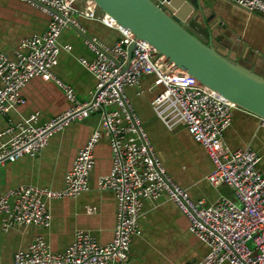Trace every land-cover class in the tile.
I'll use <instances>...</instances> for the list:
<instances>
[{"label": "built area", "instance_id": "2783aa9c", "mask_svg": "<svg viewBox=\"0 0 264 264\" xmlns=\"http://www.w3.org/2000/svg\"><path fill=\"white\" fill-rule=\"evenodd\" d=\"M28 1L49 13L51 22L44 34L21 42L16 51L17 59L0 50V115L5 116L19 104H26L22 90L36 77L55 83L71 106L44 124H38L39 113L10 124L4 134L18 130L19 134L0 149V173L6 163L38 154L54 133L72 121H82L92 113H99L100 127L80 149L61 190L20 186L0 196V226L4 230L19 225L49 229L52 226L51 200L77 199L89 191V178L96 163L95 149L103 135L109 138L112 169L98 184L101 190L111 191L115 196L117 224L109 244L101 245L90 233L78 230L73 243L63 252H55L44 237H37L27 249L14 255L13 264L126 262L133 239L141 235L144 201L163 197L177 203L190 221V231L209 247L196 264H264L262 157L251 145L232 150L224 139L237 106L165 61L149 43L137 39L107 15L99 18L104 24L118 28L123 37L99 50L95 41H87L96 52V58L80 62L96 77L97 89L92 100L79 102L74 88L55 74L54 67L61 50L72 48L62 46L59 38L65 27L77 26L73 14L75 3L80 0H36L44 6ZM89 1L85 0L81 14L98 18L97 4L91 7ZM229 1L264 18V0ZM133 44L135 47L130 54ZM144 76H154L150 91L156 93L151 101L155 115L169 130L182 126L189 131L212 160L209 182L216 187L233 188L237 201L223 199L212 205L204 200L195 201L168 173L127 94L129 87L140 86L138 94L142 95ZM261 126L264 128V120Z\"/></svg>", "mask_w": 264, "mask_h": 264}, {"label": "crops", "instance_id": "0c3cea01", "mask_svg": "<svg viewBox=\"0 0 264 264\" xmlns=\"http://www.w3.org/2000/svg\"><path fill=\"white\" fill-rule=\"evenodd\" d=\"M203 16H214L213 40L218 50L237 62L264 76V18L251 13L229 0H206ZM85 0L75 3L74 20L62 30L59 42L70 45L61 50L55 74L75 90L79 102L93 99L97 79L80 62L95 60L96 52L87 43L89 37L96 47L112 46L123 37L118 28L104 24L99 17L81 14ZM51 15L28 0H0V50L12 59L26 38L44 34ZM220 39V40H218ZM154 76H144L141 87H129L130 97L143 127L171 177L187 189L195 201L216 204L223 199L237 201L233 188L213 186L208 175L212 160L205 148L195 141L189 131L180 126L169 130L155 115L151 101L156 93L150 91ZM26 104H19L7 115H0V149L9 145L14 135L4 134L10 124L23 122L39 113L38 124H44L63 114L71 102L63 90L40 77L32 79L22 90ZM100 127V114L92 113L82 121H72L54 133L48 145L35 156H23L6 163L0 173V196L20 186L61 190L66 173L72 169L80 149ZM225 144L232 150L251 145L262 157L264 171V128L260 118L242 109L234 111L232 126L225 133ZM95 166L89 178L90 189L77 199L56 198L49 202L52 226L49 229L19 225L4 230L0 226V264H13L14 255L27 249L37 237H44L55 252L65 251L75 240L78 230L90 233L101 245L112 242L117 224V201L111 191L99 188V179L112 169L109 138L103 135L95 149ZM144 216L140 221L141 235L133 239L130 258L114 264H196L209 251L191 231L190 221L176 202L167 197L144 201Z\"/></svg>", "mask_w": 264, "mask_h": 264}, {"label": "water", "instance_id": "95a60500", "mask_svg": "<svg viewBox=\"0 0 264 264\" xmlns=\"http://www.w3.org/2000/svg\"><path fill=\"white\" fill-rule=\"evenodd\" d=\"M94 1L101 12L137 39L149 43L165 61L264 120V76L218 50L212 36L215 15L203 16L209 8L206 0ZM134 47L130 46V54Z\"/></svg>", "mask_w": 264, "mask_h": 264}, {"label": "bare ground", "instance_id": "6f19581e", "mask_svg": "<svg viewBox=\"0 0 264 264\" xmlns=\"http://www.w3.org/2000/svg\"><path fill=\"white\" fill-rule=\"evenodd\" d=\"M89 3H90V6L93 7L96 2L94 0H90ZM108 17L111 18L109 15H108ZM114 22H116V21L114 20Z\"/></svg>", "mask_w": 264, "mask_h": 264}, {"label": "clouds", "instance_id": "9594fccd", "mask_svg": "<svg viewBox=\"0 0 264 264\" xmlns=\"http://www.w3.org/2000/svg\"><path fill=\"white\" fill-rule=\"evenodd\" d=\"M98 10H99V9H98ZM103 14H104V13H103ZM104 15H106V14H104ZM237 109H240V108L237 107ZM235 110H236V109H235ZM235 110H234V111H235ZM259 118H260V117H259ZM262 120H263V119L260 118V127H261V128H263V127L261 126V121H262ZM232 124H233V123H232ZM245 147H246V146H245ZM243 148H244V147H243ZM253 148H254V147H253Z\"/></svg>", "mask_w": 264, "mask_h": 264}]
</instances>
